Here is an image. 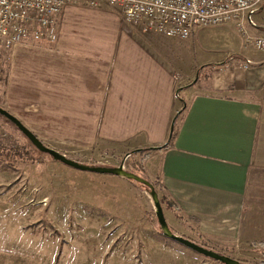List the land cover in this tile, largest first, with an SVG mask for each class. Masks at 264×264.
<instances>
[{
    "label": "crops",
    "instance_id": "0c3cea01",
    "mask_svg": "<svg viewBox=\"0 0 264 264\" xmlns=\"http://www.w3.org/2000/svg\"><path fill=\"white\" fill-rule=\"evenodd\" d=\"M118 14L66 4L52 42L6 48L5 109L56 150L122 156L152 148L144 175L158 181L175 206L169 216L190 225L193 241L263 247L252 243H264V53L211 59L182 73L173 45L180 39L141 33ZM255 14L259 24L249 34L264 37V0ZM172 123V144L156 149ZM189 231L183 235L191 239ZM172 250L183 263L207 264ZM57 251L53 241L9 233L0 221V264H55Z\"/></svg>",
    "mask_w": 264,
    "mask_h": 264
},
{
    "label": "rangeland",
    "instance_id": "374dc122",
    "mask_svg": "<svg viewBox=\"0 0 264 264\" xmlns=\"http://www.w3.org/2000/svg\"><path fill=\"white\" fill-rule=\"evenodd\" d=\"M73 3L96 8L103 14H118L117 8L105 0H99L96 6L83 1L69 4ZM81 19L91 21L94 18L83 13ZM100 19V16L96 17V20ZM252 19L254 25L259 24L255 13ZM152 40L158 45L159 40ZM173 45L175 50L180 46L178 60L182 73L211 59L264 53L252 45H244V38L233 23L195 28L190 37ZM7 58L8 50L0 44V106L3 108L1 99ZM58 148L66 157L89 165L117 166L123 161L124 169L146 179L139 162L141 154L114 156L96 151H65L63 144ZM155 190L160 198L161 190L156 187ZM43 198H46L45 202H42ZM162 207L171 230L184 236L190 225L187 227L177 214L180 222L173 221L165 203ZM0 221L9 233H37L42 243L53 241L58 248L55 264H187L172 248L198 256L207 264H220L162 235L144 186L119 176L81 171L55 161L38 151L1 115ZM189 234L191 240L195 238L192 232ZM213 245L208 246L236 259L254 264L264 262V246Z\"/></svg>",
    "mask_w": 264,
    "mask_h": 264
},
{
    "label": "built area",
    "instance_id": "2783aa9c",
    "mask_svg": "<svg viewBox=\"0 0 264 264\" xmlns=\"http://www.w3.org/2000/svg\"><path fill=\"white\" fill-rule=\"evenodd\" d=\"M99 0H0V44L5 48L24 39L52 42L58 17L66 4ZM117 8L121 20L141 33L186 39L195 28L233 23L244 44L264 50V37H251L252 15L263 0H105ZM248 66V61H241ZM45 202L46 198L42 199Z\"/></svg>",
    "mask_w": 264,
    "mask_h": 264
},
{
    "label": "water",
    "instance_id": "95a60500",
    "mask_svg": "<svg viewBox=\"0 0 264 264\" xmlns=\"http://www.w3.org/2000/svg\"><path fill=\"white\" fill-rule=\"evenodd\" d=\"M0 115L6 118L8 121H10L38 151L49 155L55 161H59L69 167L81 171H90L95 173L111 174V175L119 176L126 180H131L135 183L144 186L145 191L147 192V194L149 195L152 201L155 217L159 225V229L163 236L175 240L183 244L184 246L192 249L193 251L199 253L200 255L205 256L221 264H254L247 261L236 259L224 253L218 252L212 248L201 245L200 243H197L187 237L174 233L165 219L163 207L160 202V198L155 190L154 185L144 177L132 171H128L124 169L123 161L117 166L89 165L78 162L69 157H66L65 154L59 152L58 150L45 145L25 125H23L19 119H17L14 115H12L9 111H7L5 108L1 106H0Z\"/></svg>",
    "mask_w": 264,
    "mask_h": 264
},
{
    "label": "trees",
    "instance_id": "16d2710c",
    "mask_svg": "<svg viewBox=\"0 0 264 264\" xmlns=\"http://www.w3.org/2000/svg\"><path fill=\"white\" fill-rule=\"evenodd\" d=\"M203 67V66H202ZM197 78L198 77H196V79L195 80H197ZM176 118V117H175ZM174 123H172V125H171V129H170V135H169V137H168V139H167V141L163 144V145H161V146H159V147H156V149H165V148H167V147H169L171 144H172V139H173V137H174ZM152 148H145V149H139V150H134V151H132V153H141V157H140V160H139V162H140V165H143V162L146 160V158H148V156H149V153H150V150H151ZM141 169V168H140ZM151 182V181H150ZM153 185H154V187H156V188H159V183H158V181H152L151 182ZM160 202L161 203H165V207L167 208V209H175V206H174V204L172 203V201L171 200H169L166 196H164V195H162V196H160ZM201 245H204V246H206L205 244H203V243H200ZM253 245H261V246H263L264 245V243L263 242H261V241H257V242H253L252 243ZM207 247V246H206ZM263 255H264V252H263ZM221 264V263H220ZM259 264H264V262H261V263H259Z\"/></svg>",
    "mask_w": 264,
    "mask_h": 264
}]
</instances>
